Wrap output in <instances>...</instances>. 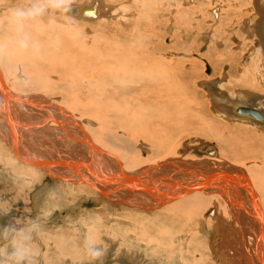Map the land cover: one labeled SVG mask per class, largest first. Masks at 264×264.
Returning a JSON list of instances; mask_svg holds the SVG:
<instances>
[{"label":"rangeland","instance_id":"1","mask_svg":"<svg viewBox=\"0 0 264 264\" xmlns=\"http://www.w3.org/2000/svg\"><path fill=\"white\" fill-rule=\"evenodd\" d=\"M91 1L65 0L60 7H45L35 17L36 22L39 24V28L48 31L51 29L50 21L53 19L60 23L64 22L66 25L67 23L68 25L76 24L82 28L83 33L88 37L102 33L112 38L115 37L116 43L123 40L128 43L129 39L134 37L132 42L136 41L134 47L136 54L132 52V48L128 51L127 58L131 62L137 56L142 57V60L139 61L136 58L137 62H132L133 65L136 67L148 66L150 62H158L161 55L163 58L166 57L165 63L167 60H171L172 66H168L166 63L169 71L167 82L182 86V90L185 88L186 91H183L182 94L185 93L184 95L193 103L201 102L205 105L207 113L211 110L208 102V90L203 86L205 80L218 79L222 76L223 80L227 79V82L223 81L224 83H222L224 90L231 93H238L240 89L242 91L250 90L264 97V63H258L259 57H257L258 55L255 56L261 44L260 39L254 34L250 33V35L246 30V24L243 23L244 20L250 22L260 20L261 15L256 8L255 0H101L107 5L108 11L111 9V17L89 18V20L68 13L72 7ZM33 2L34 0H0V5L6 7L7 13L2 15L0 13V15L6 17L9 15L10 9L25 7ZM121 22L123 24L127 22L128 29ZM204 35L208 38L210 36L209 42ZM118 36H122V41L119 40ZM38 37L37 42L40 43L42 37L40 36V39ZM207 43L208 46H206ZM130 46L132 47V44ZM99 49L83 55L87 66L89 60L101 59ZM37 50L41 52L39 46ZM103 52L106 54L103 56L105 60L110 56L115 59L118 58L117 48ZM113 53L117 56H113ZM197 53L208 60L212 67L211 71H208L205 62L196 56ZM10 57L20 60L15 58L12 52L3 56L5 60ZM255 57L258 59L256 60ZM79 59L80 57L73 59V54L70 57L71 63H75L74 66ZM110 65L109 67L112 68L114 64ZM18 66L20 65L12 66L11 68L14 69L11 71H2L3 80L7 87L11 89L12 83L18 84V87H25L21 88V91L18 90L21 94L44 95L51 100H57L68 111L74 113L78 119L82 120L86 117L95 120L94 122L97 124L94 127L85 125L87 128H91L88 130L93 138H97V134L106 137L113 135L115 138H125L129 142L126 144L129 147L122 149L123 157H117V154L113 153L122 167L125 163L150 165L171 158L213 159L216 161L222 158L223 162L227 161L246 170L247 176L251 177V166L256 163L232 159L231 153H227L228 147L220 145V141L213 139L204 126H200L202 130L204 128L202 131L199 126H195L193 123L189 124V120L177 117L175 123L182 124L179 129L170 121L169 124L165 122L162 130H157L152 122L145 123V119L140 122L141 128H131L130 130L123 124L124 118L117 119L113 116L107 118L104 117L106 114L101 111L94 108L87 109L83 106L84 103L80 101L82 98L78 96V92L75 95L73 90L66 92L57 89L53 83L54 80L50 78L45 80L44 77H41L38 80L39 84L42 83L40 84L41 87H36L34 82L29 83L31 78L18 79L22 74L16 71ZM62 66L67 68V65ZM55 67H49L50 75L56 72L61 74L57 64ZM92 67L94 65L90 66V68ZM41 69L46 71L43 61ZM175 73L176 75H174ZM58 81L61 82V80ZM137 85V89L143 88L140 83ZM149 97L152 95L150 94ZM104 105L108 106L110 103L106 102ZM146 113L150 112L146 111L143 114ZM250 120L255 129L263 125ZM217 124H219V130L222 126L220 132L229 126ZM228 124L231 128L237 129L236 127H238L243 130V126L240 124L234 122ZM189 125H194V127H189ZM246 125L244 124V127ZM1 128L3 131L6 130L3 126ZM160 131L164 134L162 137L163 144L159 142ZM259 133H261V137L264 136L262 131ZM1 134L0 249L7 247L9 254L15 250L13 241H16L21 246L30 249L33 264H196L197 262L199 264H222L218 256V251H220L218 246L223 243L225 235L228 236L227 245L229 247L240 241L239 230L232 221L233 216H229L225 210L221 212L215 210L214 213H211L209 209L213 206L216 207L212 201L208 205H200L198 210L195 209L198 216H195L191 222L185 223L187 227L181 228L183 234L167 235L164 229L168 226L172 228L174 225L166 220L167 215H165L164 209L148 210L124 201H121L123 204L120 203L121 206L114 204L117 206L115 207L112 203L101 200L98 191L92 190L91 186H87L92 192L89 197L82 195L79 185H70L68 189L65 182L64 184L53 181V178H50L40 168H36L37 166L35 168L38 169L37 171L40 170V174L34 170L30 171L29 167L34 168L35 165L31 166V164H27L17 157L11 147L6 142L4 143ZM220 134L226 141L229 140L228 136ZM95 138L94 140L99 143ZM254 143L259 142L253 140L252 144ZM63 146L68 147L64 142ZM111 147L113 148V145ZM208 148H216L217 153L211 152ZM14 158L16 161L13 160ZM141 168L143 167H138L136 170ZM58 185L64 186L62 189L66 188L64 189V193L67 195L65 201L60 199ZM89 200L97 202V204L95 206H83L82 202ZM60 203L63 207L60 206ZM201 206L203 211H200L202 210ZM48 207L51 208V212L45 210ZM261 209L264 218V202L263 205L261 204ZM242 219L246 220L245 218ZM177 220L180 221L179 218ZM218 223L226 225L225 227L230 226L229 234H227L228 232L225 233L224 227L219 226ZM180 226L182 225L179 224V228ZM222 227L223 229H221ZM6 230L9 233L7 236L5 235ZM190 232L193 233L191 237ZM95 248L100 249L103 255L96 261H92L88 258V254ZM246 252L249 254L248 252L251 250L242 246L241 258L235 259L239 263L254 264L252 258L251 261L249 256L247 257ZM194 254L197 255L196 259ZM0 259H5V257H0ZM21 264H29V260L25 259Z\"/></svg>","mask_w":264,"mask_h":264},{"label":"bare ground","instance_id":"2","mask_svg":"<svg viewBox=\"0 0 264 264\" xmlns=\"http://www.w3.org/2000/svg\"><path fill=\"white\" fill-rule=\"evenodd\" d=\"M255 1L256 8L261 15L260 20L257 22L244 20L243 23L246 24L248 29L245 28L249 34H254L260 39L261 44L255 56L258 55V63L261 64L264 63V0ZM0 13L1 15L7 14L5 6L0 5ZM68 13L86 19L111 17V9L108 11L107 5L101 0H92L74 6L68 10ZM1 15L0 22L3 23H0V133H2L4 143L6 142L11 147L17 157L27 164L35 165L34 168L29 167L30 171L39 172L40 170L37 171L36 168H40L50 178H53V181L65 182L68 189L70 185H79L82 195L88 197L92 192L87 186H91L92 190L98 191L101 200L113 205L122 204L124 201L143 209H164L165 215H167L166 220L174 225L172 228L165 226L164 230L167 235L180 234L183 231L181 228L187 227L186 224L198 216L195 209L198 210L200 205L204 204L205 206L212 201L217 208L214 206L210 208L211 213H214L215 210L217 212L225 210L229 216L232 215V221L237 226L240 236L239 243L229 247L227 245L228 236L225 235L223 243L218 246L221 263L243 264L239 263L237 259L241 258L242 246H246L251 250L248 252L249 254L246 252L247 257L249 256L250 260L252 258L254 264H264V218L261 209V204L263 205L264 202V136L261 137V133H259L262 131L264 134V97L262 95L250 90L242 91V89L238 93L226 91L222 83H224L223 81L227 82V79L223 80L222 76L218 79L205 80L203 86L208 90V102L211 110L207 113L205 105L201 102L193 103L184 95L185 93L182 94L183 91H186L185 88L182 90V86L167 82L169 71L166 63L168 66H172L171 60H167L165 63L166 57L163 58L161 55L158 62H150L148 66L136 67L133 65L132 62H137L136 58L139 61L142 60V57L138 56L134 57L132 62L127 58L130 49L133 48L132 52H134L136 46V41L132 42L134 37H131L128 43L122 41V36H118L122 41L118 43L114 40L115 37L112 38L102 33L88 37L76 24L68 25L67 23L66 25L55 19L50 21L51 29L48 31L39 28V24L33 18L26 23L21 34L22 38L27 40L28 47L19 49L15 46L16 34L7 25L8 16ZM124 24L122 23L127 28V22ZM247 31L245 32L247 33ZM40 36L42 41L38 43L37 37L40 39ZM206 38L209 42L210 36ZM38 46L41 48V52L37 50ZM114 48H117L119 53L118 56L113 53V56L118 58L110 56L105 60L103 56L106 54L103 51L114 50ZM97 49L100 50L101 59L98 58L97 61L88 59L89 65L87 66L83 55ZM9 52H12L13 56L21 61L12 57L5 60L3 56H7ZM134 53L136 54V52ZM72 54L73 59L80 57L75 66V63H71L72 60H70ZM196 56L202 59L208 67V71H211L212 67L208 60L199 53ZM42 61L45 63L46 71L41 69ZM17 64L20 66L16 68V71L22 73L18 79L31 78L29 83L34 82L36 87H41L42 83L39 84L38 80L41 77H44L45 80L50 78L54 80L53 83L57 89L66 92L73 90L75 95L79 93L78 96L82 98L80 101L87 109L94 108L101 111L106 114L104 117L107 118L108 116L117 119L124 118L123 124L130 130L142 126L140 122L145 119V123L152 122L157 130H162L165 122L169 124L170 121L176 125L177 129L181 128V123H175L178 118L189 120V124L193 123L195 126H204L213 139L220 141V145L228 147L227 153H231L233 156L227 155L228 157L256 163L251 166V177L247 176L246 170L227 161L223 162L222 158H220L222 161L218 160L221 161L220 163L213 159L171 158L150 165L125 163L122 167L117 157H123L122 149L129 147L126 145L129 142L125 138L97 134V138L94 137L99 142L97 143L89 133L88 128L90 127H86H94L97 124H95V120L86 117V119H78L74 113L68 111L57 100H51L44 95L21 94L19 91L25 87H18V84L12 83L11 89L7 87L2 71H11L14 69L11 67ZM56 64L57 68L61 70V74L56 72L50 75L49 67H55ZM110 64H114L112 68L109 67ZM62 65H67V68H63ZM91 65L94 67L90 68ZM139 83L141 87L143 86L140 90L137 89ZM150 94L152 97H149ZM106 102L110 105L105 106ZM146 111L150 113L143 114ZM250 119L263 125L255 129ZM229 122L242 125L243 130L238 127H236L237 129L231 128ZM217 123L229 125V128L226 127L220 132L222 126L219 130ZM244 124L247 125L244 127ZM194 125H189V127H194ZM1 126L6 130L3 131ZM159 133H161L159 142L163 144L164 134L161 131ZM220 133L228 136L229 140L226 141ZM253 140L259 143L252 144ZM63 142L68 147H64ZM95 146L103 153L95 150L96 148H93ZM208 149L217 153L216 148ZM113 153L117 154V157ZM13 160L16 161L15 158ZM141 166L143 168L136 170ZM139 185L144 188L140 189ZM62 187L64 186L58 185L57 189L60 191V199L65 201L67 195L64 193V189L66 188L62 189ZM82 203L83 206L97 204L91 200ZM60 206L63 207L61 203ZM45 210L51 212L49 207ZM200 211H203V207ZM179 224L182 225L180 228ZM218 224L224 227L225 233L228 232V229L230 230V226L225 227L226 225ZM193 233L190 232V237ZM194 257L196 259L197 255L194 254Z\"/></svg>","mask_w":264,"mask_h":264},{"label":"clouds","instance_id":"3","mask_svg":"<svg viewBox=\"0 0 264 264\" xmlns=\"http://www.w3.org/2000/svg\"><path fill=\"white\" fill-rule=\"evenodd\" d=\"M65 0H34L33 3L25 7H15L9 10V15L7 17L8 27L16 34L15 46L19 49H25L28 47L27 40L22 38L21 34L24 31L25 25L31 19L37 17L45 7H60ZM3 23V22H0ZM8 230L5 231L7 236ZM14 251L9 254L7 252V247L0 249V257H5V259H0V264H21L25 259L29 260V264H33L30 257V249L23 247L16 241H13ZM103 255V252L95 248L89 252L88 258L92 261H96Z\"/></svg>","mask_w":264,"mask_h":264},{"label":"water","instance_id":"4","mask_svg":"<svg viewBox=\"0 0 264 264\" xmlns=\"http://www.w3.org/2000/svg\"><path fill=\"white\" fill-rule=\"evenodd\" d=\"M91 148V147H90ZM95 150H98L100 153H103V151H100V149L97 147V146H95V147H93ZM105 168V167H104ZM221 174V173H220ZM115 179V178H114ZM124 181H126L125 179H124ZM111 183H114V182H111ZM138 187H140V189H143L144 187H142V185H139Z\"/></svg>","mask_w":264,"mask_h":264},{"label":"crops","instance_id":"5","mask_svg":"<svg viewBox=\"0 0 264 264\" xmlns=\"http://www.w3.org/2000/svg\"><path fill=\"white\" fill-rule=\"evenodd\" d=\"M32 166V165H31Z\"/></svg>","mask_w":264,"mask_h":264}]
</instances>
